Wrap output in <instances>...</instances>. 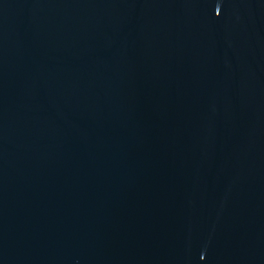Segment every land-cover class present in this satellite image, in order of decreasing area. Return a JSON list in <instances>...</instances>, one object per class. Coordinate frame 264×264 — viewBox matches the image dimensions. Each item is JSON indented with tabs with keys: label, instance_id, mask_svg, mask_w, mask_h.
<instances>
[{
	"label": "water",
	"instance_id": "1",
	"mask_svg": "<svg viewBox=\"0 0 264 264\" xmlns=\"http://www.w3.org/2000/svg\"><path fill=\"white\" fill-rule=\"evenodd\" d=\"M0 264H264V0H0Z\"/></svg>",
	"mask_w": 264,
	"mask_h": 264
}]
</instances>
